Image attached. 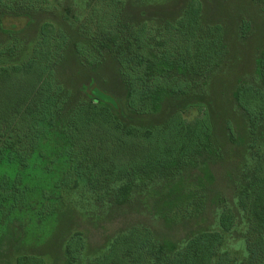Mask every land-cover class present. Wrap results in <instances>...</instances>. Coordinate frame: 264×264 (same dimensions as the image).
<instances>
[{
  "label": "trees",
  "instance_id": "trees-1",
  "mask_svg": "<svg viewBox=\"0 0 264 264\" xmlns=\"http://www.w3.org/2000/svg\"><path fill=\"white\" fill-rule=\"evenodd\" d=\"M136 1L142 8L159 3ZM250 1L264 13V0ZM59 6L61 0H0V164L25 169L43 160L47 171L56 161L66 164L54 183L59 200L54 202L50 189L41 192L42 220L69 197L76 205L86 200L120 207L155 186L167 199L159 213L164 219L202 215L208 189L186 186L185 176L223 159L205 98L208 81L230 57L224 26L204 21L200 0H185L175 16L148 17L142 8L130 14L126 0H85L80 10L68 1L60 14L65 27L38 23ZM5 18H26L27 26L5 29ZM32 27L36 35L30 40ZM250 29L249 21L240 22L241 40ZM68 55L104 87L100 71L108 61L113 64L124 91L123 114L105 94H87L59 79ZM233 100L246 124V153L233 197L218 198L211 228L169 242L146 225H133L93 256L75 232L64 244V264H264V47L253 76L238 80ZM165 102L171 103L169 111L156 118ZM191 109L197 115L188 119ZM227 132L235 142L231 128ZM21 181L18 175L0 182V201L10 198L12 209L30 195ZM233 236L242 245L239 251L226 249ZM13 264L46 261L35 251H19Z\"/></svg>",
  "mask_w": 264,
  "mask_h": 264
},
{
  "label": "rangeland",
  "instance_id": "rangeland-1",
  "mask_svg": "<svg viewBox=\"0 0 264 264\" xmlns=\"http://www.w3.org/2000/svg\"><path fill=\"white\" fill-rule=\"evenodd\" d=\"M70 1L79 10L85 0H61L62 5ZM130 14H138L139 4L136 0H126ZM147 8L143 6V17L150 13L175 16L179 14L185 0H152ZM203 19L207 23L218 22L225 28V40L230 50L228 63L221 71L208 81L205 102L214 126V136L221 147L223 159L215 163L194 170L185 176L186 186L204 185L208 189V201L202 215L192 219H168L159 215L166 207L167 199L161 193L159 186L152 187L147 192H136L131 201L120 207H99L84 200L76 205V198L69 197L65 204H59L56 213L48 219L42 220L39 215L41 192L49 189L54 191L53 199L57 201L58 194L54 190V183L62 177L66 164L56 161L46 170L47 164L41 160L32 167L25 169L16 165L0 164V182L13 179L20 175V185L27 186L30 195L26 204H20L15 209L10 208L8 202L0 201V264H13L14 256L19 251L34 252L42 256L46 264H64L63 247L66 240L75 232L83 235L87 253L93 256L103 250L108 240L118 231L133 225H146L161 241L179 242L191 233L206 230L215 222L216 206L219 197L227 200L233 197V181L238 168L245 156V142L247 138L245 120L237 110L233 92L240 79H250L254 74L255 59L259 50L264 47V13L259 5L250 0H200ZM63 6L51 8V12L44 14L39 22L44 20L62 24L60 14ZM146 15V16H145ZM242 20L250 22L251 29L247 39L241 40L238 27ZM2 26L5 29H24L26 18H5ZM28 39L33 40L35 27L27 28ZM106 80V85L98 82L96 75L90 70L77 64L72 55H68L58 71L59 79L67 86L76 90L85 89L87 94L103 93L106 99L117 103V110L124 113V91L116 75L113 64L108 61L100 71ZM104 87V88H103ZM171 107L165 102L156 118H161ZM197 115L196 109H191L187 118ZM227 127L235 135V142L230 141ZM49 157V150L47 149ZM51 158V156L49 157ZM48 163V159H47ZM66 198V197H65ZM20 207V208H18ZM21 221V223H20ZM22 231L18 241L17 232ZM226 249L231 252L242 249L240 242L231 237L226 242Z\"/></svg>",
  "mask_w": 264,
  "mask_h": 264
}]
</instances>
